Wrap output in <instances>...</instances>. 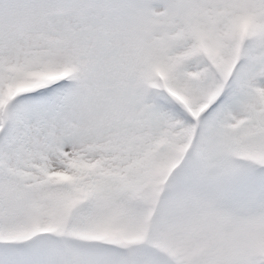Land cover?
Wrapping results in <instances>:
<instances>
[{
    "label": "snow or ice",
    "instance_id": "1",
    "mask_svg": "<svg viewBox=\"0 0 264 264\" xmlns=\"http://www.w3.org/2000/svg\"><path fill=\"white\" fill-rule=\"evenodd\" d=\"M0 264H264V0H0Z\"/></svg>",
    "mask_w": 264,
    "mask_h": 264
}]
</instances>
